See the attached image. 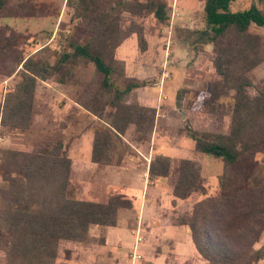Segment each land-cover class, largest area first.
I'll use <instances>...</instances> for the list:
<instances>
[{"label": "rangeland", "instance_id": "1", "mask_svg": "<svg viewBox=\"0 0 264 264\" xmlns=\"http://www.w3.org/2000/svg\"><path fill=\"white\" fill-rule=\"evenodd\" d=\"M75 1L7 0L0 11V29L17 36L16 49L25 59L40 58L53 64L61 52L69 50L70 39L84 45L92 38L80 26L82 20L76 18L72 7ZM160 1L165 4L167 15L162 23L152 15L119 14L120 30L124 32L135 24L142 32L145 47L141 50L137 36L132 33L115 47L111 61H107L112 67L110 77L115 88L122 89L127 79L147 83L122 100L125 105L136 103L155 109L153 128L146 137L134 125H128L123 135L114 138L108 162H91L94 133L109 128V116L115 109L105 107L99 119L100 113L94 116L82 107L99 110L111 100L113 93L105 94L100 87L101 76L92 64L82 62L67 65L61 74L36 82L27 129L0 126V151L32 153L60 144L70 159L69 188L75 199L101 204L119 194L133 202L132 209L120 212L117 231L91 227L86 242L59 245L55 264H125L119 263L125 258L131 264L130 255L134 252L142 258L136 264H164V261L165 264H206L191 244L187 228L171 227L176 218L184 217L205 196L196 192L186 200H175L172 190L179 162L189 160L199 168L206 196L218 193L223 163L196 152L184 128L227 135L233 92L214 100L213 85L220 80L213 65L217 54L212 44L191 45L193 38L187 34L188 30L204 29V0ZM253 3L264 11V0ZM250 4L247 0H237L230 10L241 11ZM250 33L260 37L262 59L245 75L251 82L247 94L252 98L264 93V28L252 27ZM61 75L64 83L58 81ZM19 81L16 72L10 76L0 73V106ZM177 97L180 108L176 106ZM156 156L170 159V172L165 178L148 177L149 165ZM255 160L257 164L249 182L259 186L264 181V153L257 154ZM3 186L0 179V188ZM129 235L133 237L132 247ZM120 239L127 241V245H122ZM253 249L264 250V232ZM0 264H6L1 249ZM255 264H264V257Z\"/></svg>", "mask_w": 264, "mask_h": 264}, {"label": "trees", "instance_id": "2", "mask_svg": "<svg viewBox=\"0 0 264 264\" xmlns=\"http://www.w3.org/2000/svg\"><path fill=\"white\" fill-rule=\"evenodd\" d=\"M235 1L204 0V29L187 31L193 38L191 45L212 44L217 54L213 65L220 80L213 85L214 100L233 92L227 135L184 128L196 152L223 163L218 193L206 196L199 168L189 160L179 162L172 190L177 200H186L196 192L205 196L173 224L187 228L196 253L206 264H255L264 257L263 249H253L264 232V181L259 186L249 182L257 164L255 156L264 153V93L249 97L251 82L245 76L262 61L260 37L250 29L264 28V11L254 0H247L251 2L247 9L231 11ZM6 2L0 0V11ZM72 7L76 18L82 20L80 26L92 38L84 45L70 39L69 50L61 52L53 64L40 58L25 59L16 49L17 36L0 29V73L10 76L16 72L20 78L0 106V126L27 129L36 82L61 74L67 65L92 64L101 76L102 91L113 92L111 100L99 110L82 105L94 116L100 113L99 119L105 107L115 109L109 116V128L95 132L91 145V162L105 164L115 137L123 135L131 124L146 137L155 117L154 108L122 103L125 96L144 88L146 82L127 79L118 89L110 77L112 67L107 61L125 38L135 33L141 50L145 47L141 30L132 24L123 32L118 16L152 15L162 23L167 16L165 4L160 0H76ZM58 81L64 83V76ZM176 106L180 108L178 97ZM0 155L4 184L0 188V249L6 264H55L61 243L86 242L90 227H115L120 212L133 208L132 200L119 194L101 204L75 199L69 188L70 159L60 144L32 153L1 150ZM170 167L169 158L156 156L149 165L148 177L165 178Z\"/></svg>", "mask_w": 264, "mask_h": 264}, {"label": "crops", "instance_id": "3", "mask_svg": "<svg viewBox=\"0 0 264 264\" xmlns=\"http://www.w3.org/2000/svg\"><path fill=\"white\" fill-rule=\"evenodd\" d=\"M175 200H177V199H175ZM117 226V225H116ZM115 226V227H116ZM92 227H98V226H92ZM115 227H99V228H108V229H111V231L113 230V231H115L116 229H115ZM171 227H174V228H182V229H185V227H183V226H174V225H172ZM91 228V227H90ZM90 230V229H89ZM118 230H120V229H118ZM117 231V230H116ZM154 231H156V229L154 228ZM90 232V231H89ZM89 232H88V237H89ZM120 233H124V232H122V231H120ZM124 238H126L127 237V235L124 233V236H123ZM129 237L131 238V241H130V247H132V239H133V237L131 236V235H129ZM189 237H190V235H189ZM121 243H122V245H123V243L125 244V245H127L125 242H127V241H122L121 239L119 240ZM118 241V242H119ZM137 242V246L139 245L138 244V241H136ZM63 243H67V242H63ZM71 243H75V242H71ZM192 244V243H191ZM124 247V246H123ZM126 248V247H125ZM133 255V256H132ZM130 257H131V261H130V263L131 264H136L137 262H136V260H142V258H141V256H139V255H136L135 254V252L133 253V254H131L130 255ZM153 258H156V257H154V256H152ZM122 262H124L125 264H129V261H127V258H125L124 260H121V261H119V263H122ZM205 263V262H204ZM138 264H141V263H138ZM164 264H165V261H164Z\"/></svg>", "mask_w": 264, "mask_h": 264}]
</instances>
